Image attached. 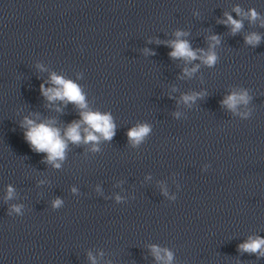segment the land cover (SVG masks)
<instances>
[{
  "label": "clouds",
  "instance_id": "obj_1",
  "mask_svg": "<svg viewBox=\"0 0 264 264\" xmlns=\"http://www.w3.org/2000/svg\"><path fill=\"white\" fill-rule=\"evenodd\" d=\"M237 15H245L241 12L239 7L234 8ZM250 22H255L260 19L259 14L254 10L250 9L246 14ZM226 19L221 21L226 25L231 26V31L233 34L239 32L243 27L242 20L234 19L230 14L225 13ZM264 26V24H262ZM177 39L169 42V46L172 51L169 55L173 59H183L186 62H192L199 59L204 65L212 67L217 62V55L214 51L216 44L219 43V38L215 35L210 37L211 43L207 51L203 49L194 50L187 40L181 39L180 37L185 36L186 33L182 31H177L175 33ZM261 37L256 33H251L245 37V43L251 46H256L260 43ZM199 68V65L188 69H184V74L191 76ZM51 83L53 87L45 88L41 85V92L47 98L49 102L56 100L66 101L75 104L80 111V120L74 121L64 130L63 135H61V130L57 127H53L51 123H36L34 120L25 118L24 124L22 126L26 127L25 139L28 141L30 146L35 152L45 153L46 162L53 164L54 167L59 168L61 165L58 161H62L65 158L66 149L68 142L74 144L80 143H93V150H98L95 147L101 139L111 140L115 135V124L110 114L100 113L98 111H91L88 109V105L79 85L71 80H66L65 78L56 75L55 73L51 76ZM200 94L184 95L182 97L185 103L190 101H195V99ZM250 97L246 90H241L240 92H232L227 95L222 104L227 106L232 111H236L237 107L241 104L247 105L249 103ZM247 116V114H242ZM151 128L147 124L137 125L131 128L127 136L129 141L133 145L141 143L145 137L150 133ZM83 132V135H82ZM75 191V189H73ZM14 189L8 188V194L6 199H11L13 197ZM119 200L120 198L117 197ZM62 204V201L57 198L53 201V207L58 208ZM16 213H20L21 207L14 205L11 209ZM239 250L242 252H248L250 254H258L259 256H264V238L256 236L249 237L248 240L238 246ZM163 252V255L161 253ZM152 253L157 261H162L163 264H171L173 259L172 252L167 249H161L156 245L152 246ZM89 258L95 264V258L89 254Z\"/></svg>",
  "mask_w": 264,
  "mask_h": 264
}]
</instances>
